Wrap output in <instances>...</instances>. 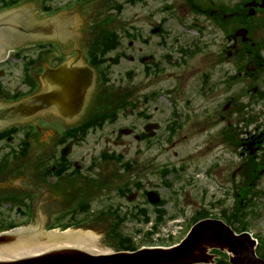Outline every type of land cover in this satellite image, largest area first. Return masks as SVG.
I'll return each mask as SVG.
<instances>
[{
    "label": "flooded vegetation",
    "instance_id": "obj_1",
    "mask_svg": "<svg viewBox=\"0 0 264 264\" xmlns=\"http://www.w3.org/2000/svg\"><path fill=\"white\" fill-rule=\"evenodd\" d=\"M115 30L118 29L80 27L73 37H70L71 34H66L59 43L39 45L43 47L40 50L44 53L37 55L38 60L34 65L41 69L40 73L45 66L56 68L62 62L74 58L73 61L80 60L88 67V87L92 79H94V87L88 94V98L84 100L83 110L79 116L77 117L75 111L69 122L48 114L21 126L19 129L15 128L12 133L0 135V185H2L0 205L1 207L11 206V203L5 200L9 196H14L16 208L13 212H21L20 216L24 220L31 219L37 206H41L49 222H74L77 214H81L84 215V222L88 225L89 186L95 184L98 187L96 191L112 189L116 192L118 188L122 191L124 188H121L127 182V186L133 190L130 193L135 195L136 188H142L140 167L137 164L139 158L131 159L126 172L128 178H124V171H115L118 169L117 165L107 158L102 157L96 162L88 164V157H85L86 164L82 165L71 155L62 157L61 150L66 145L72 144V148L74 147L77 132L104 129V126L110 123L108 120L116 113H124L129 116H139L141 115L139 113H142L146 123L151 121L159 123L155 133L151 131L148 134L144 132L143 127L142 131L133 135L131 140H124L125 137H130L131 133L125 136L117 134V139L105 140V146L118 147L123 155L128 152L126 149L129 147L134 148L133 153L136 155H140V147L149 148L145 152H151L153 147L162 146V144L163 147L173 148L179 144L183 145L190 136L194 135V131L189 133L188 128L195 125L190 124L191 119L188 114L198 115L201 110L197 107L188 109V99L194 98L195 100L199 92L197 84L202 83V79L197 77L203 72V66L193 62L196 50L192 49L197 45L189 43L180 47L177 45L180 41L179 38L173 39L165 35L167 29L151 28L150 33L156 39L154 42L156 44L150 56L149 83H151L149 92L141 93L140 87L134 84L135 80L138 82L140 80L137 74L133 75L132 80L124 74V79L121 82L118 81V85H113L112 88L115 91H112L106 87L110 83L109 68L107 60L104 62L103 58L108 59V54L104 55L103 52L112 46L107 43L106 36L110 34L107 31ZM118 31L117 41L119 44L117 49L113 50L112 57L125 60L129 56L127 51L133 50L132 40L138 39L141 32L140 28H122ZM159 32L161 33L159 34ZM137 41L139 40H136L135 43ZM254 46L250 44V47L246 46L244 49L250 57H254ZM45 50L49 52H45ZM137 52V57H128V59L131 61L140 59V47ZM209 56H214V54L210 53ZM111 60L113 59H109V61ZM218 62L215 59L209 61L208 69L211 70L212 66ZM250 62L262 66L255 74L247 75L249 78H256L264 69V61L261 62L260 58L256 56ZM136 64L139 65V62ZM188 71H191L190 75H188ZM37 82L40 87L39 78H37ZM130 85H135V87ZM184 85L195 90L192 92L193 96H188V92L183 90ZM191 105L193 106L194 103L191 102ZM156 115L159 116L156 117ZM102 121L104 123L99 126ZM161 122L165 124L161 125ZM136 126L133 124L127 128L133 131ZM134 130L137 131L136 128ZM64 135L69 139L61 147L60 140ZM256 144L253 156L255 160L258 159L261 149L260 143L256 142ZM260 158V160L264 159V152ZM183 163L187 168L188 159H185ZM121 164L122 162L119 163V165ZM227 166L229 167L230 164L228 163ZM170 177L175 178V175L171 174ZM233 179L232 173L226 179L228 197L225 194L224 201L227 199L230 201L231 192L232 195L233 193L237 194L235 187L233 191L234 184L231 181ZM172 182L174 181L172 180ZM184 185V195H187L188 190L197 188H194L197 186V179L188 176L184 180ZM187 188L188 190H186ZM116 195L120 198L119 194ZM135 195H133L134 200H136ZM120 210L122 211L120 212ZM135 211L139 213V208H136ZM104 216L107 220L122 219L124 208L120 204L112 205L106 208ZM221 257L222 260L218 264H228L226 256L221 255ZM258 257L264 259V253L258 252Z\"/></svg>",
    "mask_w": 264,
    "mask_h": 264
},
{
    "label": "rangeland",
    "instance_id": "obj_2",
    "mask_svg": "<svg viewBox=\"0 0 264 264\" xmlns=\"http://www.w3.org/2000/svg\"><path fill=\"white\" fill-rule=\"evenodd\" d=\"M114 1H115V4L124 2V0H114ZM213 1L216 3V5L221 4L223 9L227 11V10H233L235 6L237 7L240 4V2L244 0H213ZM67 2L75 3V0H52L51 6L53 8H56L59 5H64ZM173 2L174 0H140V2H136V4H134L133 6L125 5L122 13L118 16V18L117 17L114 18V21L110 23V27H115V28H119L120 26H127L128 28L134 27V26L139 27L140 32L142 34V38L147 37L148 30L150 29V27L153 24L158 23V22L165 23L164 26L170 28L173 31V37H177V34H180L183 29H187L191 27H197V26L214 27L217 33L215 37L204 36V35L203 37H200L198 35L191 36L190 34L191 32L185 33V31H182L186 35L185 37H183V39L184 40L186 39L188 41L197 42L200 44L202 42H206L209 45L208 54L210 53L217 54L221 50H223L224 47L230 46V43L227 41V38L225 37V33L221 32L218 26H215L212 22L205 19V17L203 16H195L194 14H192L188 8L186 9V4L182 0L179 1L180 5H178V8L176 6L175 11H173V16H169L168 13H165V11L163 10L164 6L166 4H171ZM0 3H1V0H0ZM38 3L40 4V7H41V5H43V0H27L22 5L26 7V6H30V5H34ZM103 6L104 5L99 2H95L94 5L91 4L90 12L94 13V17H95L96 14L98 13L95 11H101L102 9H103L102 10L103 12L105 11V8ZM88 7L89 5L87 3L83 7L77 9L78 12H82V17H87L85 26H88ZM107 13L113 14L112 10L110 9L107 10ZM263 18H264V12L259 13L254 19L251 20V24L256 25L259 28L255 30V28H257L255 27L254 30L252 31L251 39L252 41L256 43L257 42L264 43V28L261 25L262 21L264 20ZM95 21L98 22L97 18L95 19ZM194 21H197V25L194 23ZM209 29H212V28H209ZM211 40H215L214 45H210ZM154 42H152L151 44H142V46L140 45L142 48V51L140 52L139 55L148 56L149 54H152L154 50L153 48L155 45ZM173 44H175L174 41H173ZM235 48H239V46ZM260 53H261V56L264 57V46L262 47V50ZM133 54H134V57H137L138 55L137 47H135ZM207 55H205L202 52V55H198L193 60V62L201 66L203 64L202 62L207 60L206 58ZM136 63H137V59L133 60L132 63H129L127 60L121 61V63L118 66L112 68L111 80L121 82L124 79V74L126 71L136 68L135 67ZM222 69L232 72L234 69V64L232 62H229L228 64L224 63V65H222L221 67V70ZM2 70L4 71V73L2 75V79L0 80V82L8 93L12 94L15 91H21L25 89V86L20 84L21 69L18 63L9 64L3 67ZM138 71H139L138 73H139L140 80L139 82L135 80L134 84L140 87L141 93H147L149 92V84L151 82L149 83L148 80H145L142 77L140 66H138ZM190 74H191V71H188V75ZM220 78H221L220 74L214 75V79L216 81H219ZM253 83H254V86H257L258 88L263 89L264 88V73L256 80V82L251 81V80H250V83L241 81L237 83L236 86H234L229 91H226L225 89H221L219 91V94L213 100L210 99L209 101H205L206 102L205 112L208 110V113L215 115L216 121L210 127H206V126L202 127L201 136L195 137L191 144H183L180 146L178 145L175 148H160L159 145H157L152 149L151 152H147L145 155L140 157L139 165L140 167L143 168V171L141 173V180L146 185L145 189H150L151 186L156 187L158 189L159 193L167 201V204L165 205V209L166 211H168V216L171 213V212L169 213V209L171 208V202L173 200L171 197L170 190H168L166 187L163 186L164 179H162V177H160V174H159L160 168L162 166L163 167L169 166L170 164H172L173 166L180 165L181 159L185 158V156L188 153L194 152L198 147H199L198 149L199 155H195V161L190 162L191 166L185 173L184 175L185 178L188 177L191 173L193 174L199 173V175H194V176L190 175L191 177H195L196 179H198L199 177L202 176L203 172H206V170L211 165L215 164L217 159L221 165V171H223L222 167L226 164V161L234 160L235 161L234 168H238L242 164L240 153L243 152L244 149L242 145H240V142L247 139L253 133L258 134V132H255L256 126L264 124V103L259 102L258 104L253 106V112L250 115H254L256 117V122L249 126L240 124L241 122L239 121L237 116H236V120H234L235 119L234 115H233L234 118L232 117L231 120L228 119L229 118V116L227 115L228 111L224 113L222 109H223L225 102L227 101V98H229L232 94H235V93L236 95H239V94L242 95V98L238 100L242 104H245L247 102V96H245L246 87L248 86V84L252 85ZM130 86L135 87V85H130ZM172 86H174V84H172ZM183 90L186 92L195 91L194 89L191 90V88H189L187 85H184ZM199 102L200 101H198L197 99L194 100L193 101L194 106L199 107ZM200 104L202 106L200 107V109L202 110L204 106L201 102ZM202 118H203V115L197 116L195 117V120L200 121ZM227 121H231L232 124L236 125V126H233V128H231L232 131L234 130V128H237L236 138L234 139L236 140V143L234 142L235 146L234 147L229 146V148H226L227 143H224L220 141L219 139L220 131L225 129L227 125ZM131 125H133V118L119 117V120L117 121L115 126L106 127L103 132H96L94 134L87 135L85 142L83 141L84 143H80L75 147L73 157L83 162V164H85L87 161V159H84L85 157H88V162H89L90 158H96L97 155L104 150H108V149L118 150L119 148L105 146L104 145L105 140L107 138L113 139V136L115 137L116 135L118 127L131 126ZM112 131L114 132V134ZM213 136H215L219 140L216 141L217 145L212 148L210 153H208L207 148H209V146L206 145L205 141L209 137H213ZM129 150L130 152H129L128 158H132L133 157L132 155L133 147H130ZM174 153H176V156L174 155ZM216 157L218 158L216 159ZM225 175H226V171H225ZM225 175L223 176L221 183L225 182ZM239 178H240V175L237 176L236 182H238ZM170 180L174 181L173 182L174 188L177 187V189H179L182 186V184H180L177 177L175 178L170 177ZM218 182L220 183L219 179H218ZM197 183H199V185L202 188H206L208 190L207 201L212 200V197L217 198V199L222 198L221 193H220L221 191H218V186H217L218 184H216L215 179H213V181L211 182H208L204 179H200L197 181ZM186 190H188V188ZM258 190L264 191V177L262 178L260 184L258 185ZM111 192L112 191L108 192L107 195H109ZM104 194L105 192L100 195L99 201L100 200L103 202L106 201L105 197L107 195H104ZM186 198L188 199V201L185 200ZM180 200L182 203V208L185 211V215H183L185 219L183 231H185L188 228L187 221L194 214L196 206L198 208L199 205L203 201L200 199L198 191H190L188 197L184 195L183 193H181ZM141 202L142 201L139 202V205H142ZM121 203H124L125 208L126 207L130 208V206L126 205L124 201H122ZM93 205H92V208L94 210L100 207L98 203H94ZM148 210L150 211V209ZM6 212L7 211L5 210L0 211V222L1 221L18 222L20 220L15 215V213L9 216L7 215ZM251 212H254L256 215L250 216L247 218L248 221H247L246 228L248 229L249 232L257 233L261 236H264V197L260 198L256 205H254L253 207H250V213ZM8 213L10 214L11 212H8ZM213 213L218 214V211H213ZM135 228L138 229L137 226H135ZM132 229H133V226L130 223H126L124 228L122 229V232L124 235H132V232H131ZM139 229L144 231L143 226H140ZM93 231H104V226H101V225L95 226ZM139 241L142 242V238H140ZM110 243H112V241ZM113 246H114V243L111 244L112 248H114Z\"/></svg>",
    "mask_w": 264,
    "mask_h": 264
},
{
    "label": "water",
    "instance_id": "obj_3",
    "mask_svg": "<svg viewBox=\"0 0 264 264\" xmlns=\"http://www.w3.org/2000/svg\"><path fill=\"white\" fill-rule=\"evenodd\" d=\"M261 7H264V0ZM39 8L38 3L23 7V10L37 11ZM22 14L20 10L0 14V59L12 46L14 36L24 32V28L20 26ZM71 15V19L76 17L82 22V26H85L87 17H82V12L77 14L72 12ZM245 35V30H238L235 33V37L245 38ZM53 73L63 77L61 85L65 84L67 74L63 69L60 68ZM68 85L67 89L72 90L73 86ZM16 107L23 110V104ZM18 113L22 112L15 108L8 110L0 108V125L6 121L7 116L15 117ZM94 228L95 226L89 230L97 234L108 248H112L110 241L103 237L104 231H93ZM222 228L220 223L202 222L192 229L179 246L172 249L107 254L98 249V239L91 234L87 237L84 234L44 232L41 227L29 226L0 235V264H207L206 253L209 249L223 247L228 248L229 252L232 250L233 253V247L237 246L232 234ZM107 246L103 245L105 249H108Z\"/></svg>",
    "mask_w": 264,
    "mask_h": 264
}]
</instances>
